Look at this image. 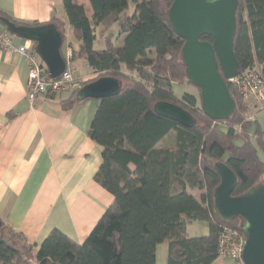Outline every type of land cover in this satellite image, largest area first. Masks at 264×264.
<instances>
[{
  "label": "trees",
  "instance_id": "1",
  "mask_svg": "<svg viewBox=\"0 0 264 264\" xmlns=\"http://www.w3.org/2000/svg\"><path fill=\"white\" fill-rule=\"evenodd\" d=\"M86 1L91 19L78 0H61L64 16L49 23L62 36L60 53L65 62H83L92 70L94 77L82 85L100 77L119 82L116 96L98 100L87 132L101 147L93 179L112 196V203L82 243L53 229L34 245L0 220V264H157L162 244L166 264H213L219 258L223 227L244 236L240 218L225 221L215 212L214 191L220 183L215 166L223 163L235 174L232 196L263 185L264 160L257 150L264 154V130L256 120H244L248 106L226 80L234 103L231 115L213 120L203 113L200 91L186 77L184 41L169 22L172 0ZM237 2L233 41L237 75L261 65L264 82V0ZM96 27L106 33L102 49L93 47ZM113 27L116 38L123 37L121 47L108 33ZM67 32L73 41L68 60L63 52ZM200 40L211 42L209 37ZM174 83L193 86L197 95H175ZM75 94L70 92L59 105L66 109L82 103ZM159 102L186 110L195 126L186 128L156 114L153 107ZM169 134L175 137L174 148H157ZM189 190L200 192L199 199ZM194 222L206 224V236L186 235Z\"/></svg>",
  "mask_w": 264,
  "mask_h": 264
},
{
  "label": "crops",
  "instance_id": "2",
  "mask_svg": "<svg viewBox=\"0 0 264 264\" xmlns=\"http://www.w3.org/2000/svg\"><path fill=\"white\" fill-rule=\"evenodd\" d=\"M0 14L41 25L64 11L61 0H0ZM11 36L15 46L25 41ZM81 69L75 75L82 82L94 77L85 63ZM26 83L25 59L0 49V220L34 245L53 229L82 243L112 203L93 179L101 147L87 135L98 100L66 109L59 102L69 93L29 102ZM248 109L255 119L264 114L255 104Z\"/></svg>",
  "mask_w": 264,
  "mask_h": 264
},
{
  "label": "water",
  "instance_id": "3",
  "mask_svg": "<svg viewBox=\"0 0 264 264\" xmlns=\"http://www.w3.org/2000/svg\"><path fill=\"white\" fill-rule=\"evenodd\" d=\"M237 0H172L168 11L170 25L184 41L181 57L189 83L199 89L203 113L213 120L228 118L234 108L225 80L237 76L233 49L236 32ZM0 24L14 37L29 41L45 65L50 79L59 77L66 66L61 56L62 36L53 23L37 26L16 25L6 18ZM209 37L211 42L200 40ZM120 91L117 79L100 77L86 83L75 99L101 100ZM154 112L191 128L196 121L186 110L168 103H156ZM220 183L214 191V209L225 221L240 218L245 237L244 264H264V184L256 185L241 196H232L235 174L223 163L215 166Z\"/></svg>",
  "mask_w": 264,
  "mask_h": 264
},
{
  "label": "built area",
  "instance_id": "4",
  "mask_svg": "<svg viewBox=\"0 0 264 264\" xmlns=\"http://www.w3.org/2000/svg\"><path fill=\"white\" fill-rule=\"evenodd\" d=\"M0 49L9 54L23 57L27 63L26 97L29 102H34L39 97H55L60 94L77 92L82 81L75 76V68L70 62H66L63 73L56 79L48 77L47 68L40 61L34 51V46L29 41L15 46L12 43V36L0 28ZM67 60L70 57V50L67 52ZM262 66L255 65L250 70L228 80L236 86L243 102L249 107L250 100L255 103V109L264 111V82L262 80ZM245 121H255L254 115L243 113ZM245 244V237L237 231L223 227L218 236V256L229 259L236 264H244L242 252Z\"/></svg>",
  "mask_w": 264,
  "mask_h": 264
},
{
  "label": "rangeland",
  "instance_id": "5",
  "mask_svg": "<svg viewBox=\"0 0 264 264\" xmlns=\"http://www.w3.org/2000/svg\"><path fill=\"white\" fill-rule=\"evenodd\" d=\"M79 4H84L87 6V8L85 7V11H86V15L89 17V19H91V9L90 6L88 4V2L86 0H78ZM117 28L113 27L110 29V31L108 33H112L115 37L114 39V43L117 47H121L122 46V42H123V37H120L119 39H117ZM106 33L100 28V27H96L95 28V42L93 47L95 49H102L104 48V43H103V39L105 37ZM20 41V39H16ZM69 43H71L73 45V41L71 38V35L66 34V39H65V44L63 47V52L65 53V51L67 52V48ZM76 70V73L81 75L82 69H81V65H84L83 62H79V63H73L72 64ZM76 76V75H75ZM77 78V77H76ZM78 79V78H77ZM79 80V79H78ZM81 81V80H80ZM172 89L175 95L177 96H181L183 93H191V94H196L197 95V91L195 90V88L191 85H186V84H178V83H174L172 85ZM67 94H60L56 96V99H60V98H66ZM254 103L253 100H250L249 102V106L251 107ZM248 114H251L250 112H248ZM252 115V114H251ZM256 116V115H255ZM256 120L258 122V124L260 125V128L262 130H264V114L263 116L258 115L256 117ZM174 135L173 134H169L168 136H166L164 138L163 141H161L157 148L159 149H163V148H170V146L174 145L175 143V139H174ZM252 143L255 144V142L252 141ZM258 151V156L260 157L261 160H264V154L261 150H257ZM190 193H192L195 198L199 199V192L198 191H192L189 190ZM208 233L207 230V226L204 222H194L191 225L187 226L186 229V235L190 238H197V237H204L206 236ZM218 262H222L223 264H236L235 262L229 260V259H223V258H217L216 262L214 264H217ZM157 264H166V244H162L157 248Z\"/></svg>",
  "mask_w": 264,
  "mask_h": 264
}]
</instances>
